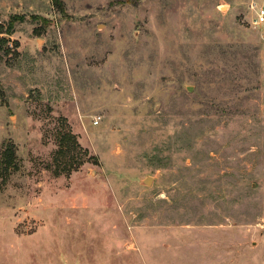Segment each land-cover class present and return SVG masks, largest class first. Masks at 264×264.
<instances>
[{"label":"rangeland","instance_id":"1","mask_svg":"<svg viewBox=\"0 0 264 264\" xmlns=\"http://www.w3.org/2000/svg\"><path fill=\"white\" fill-rule=\"evenodd\" d=\"M252 4L0 0V264H264Z\"/></svg>","mask_w":264,"mask_h":264},{"label":"built area","instance_id":"2","mask_svg":"<svg viewBox=\"0 0 264 264\" xmlns=\"http://www.w3.org/2000/svg\"><path fill=\"white\" fill-rule=\"evenodd\" d=\"M251 9L256 12L255 24L264 26V7H258L252 4Z\"/></svg>","mask_w":264,"mask_h":264},{"label":"trees","instance_id":"3","mask_svg":"<svg viewBox=\"0 0 264 264\" xmlns=\"http://www.w3.org/2000/svg\"><path fill=\"white\" fill-rule=\"evenodd\" d=\"M0 41L2 42V44H6L7 42L6 40H0ZM4 156L6 157L7 163L11 164L14 159V151L7 149L4 153Z\"/></svg>","mask_w":264,"mask_h":264},{"label":"water","instance_id":"4","mask_svg":"<svg viewBox=\"0 0 264 264\" xmlns=\"http://www.w3.org/2000/svg\"><path fill=\"white\" fill-rule=\"evenodd\" d=\"M152 181H153V178H152V177H147V178L144 180L143 184L149 186V185L151 184Z\"/></svg>","mask_w":264,"mask_h":264}]
</instances>
